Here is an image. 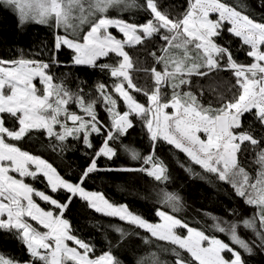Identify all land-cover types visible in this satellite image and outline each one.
I'll use <instances>...</instances> for the list:
<instances>
[{
  "label": "snow or ice",
  "instance_id": "6c2138e0",
  "mask_svg": "<svg viewBox=\"0 0 264 264\" xmlns=\"http://www.w3.org/2000/svg\"><path fill=\"white\" fill-rule=\"evenodd\" d=\"M0 7L21 31L34 24L52 34L35 50L0 56V234L23 253L0 251V264H253L264 254V0L258 18L248 0H0ZM141 52L151 57L143 67ZM61 56L99 78L64 70ZM141 72L150 86L137 83ZM137 126L146 152L124 142ZM165 146L180 169L214 189L210 195L226 197L221 212L188 215ZM46 152L87 159L73 181ZM121 155L134 163H108ZM112 172L154 181L141 198L153 203L157 222L87 188ZM77 208L83 226L73 219Z\"/></svg>",
  "mask_w": 264,
  "mask_h": 264
},
{
  "label": "trees",
  "instance_id": "16d2710c",
  "mask_svg": "<svg viewBox=\"0 0 264 264\" xmlns=\"http://www.w3.org/2000/svg\"><path fill=\"white\" fill-rule=\"evenodd\" d=\"M184 2L185 0H162V3L165 5ZM229 2H234V0H229ZM248 3L250 8L255 10L254 15H256L258 18L262 9L257 7V0H248ZM17 25L18 21L16 15L13 12L0 7V56L11 58L20 49H23L25 53H27L30 49H37L41 45V42L47 41L48 43H51L52 41L51 31L44 26L33 24L27 26L24 31H21ZM138 55L142 62L139 67H143L146 63L151 62V57H147L146 60L144 52H141ZM238 56L241 60L245 58L243 52H239ZM61 59L67 66L64 70L71 68L73 75L78 74L81 79H87L90 82H94L99 78L93 76L91 71L87 68L71 67L69 57L61 56ZM139 77L140 78L137 80V83L140 85L150 86V80L143 72L139 73ZM142 135L143 134L141 133L139 126H137L136 130L132 132L129 137L124 138V142L132 145L141 152H146L148 149V143L146 140L142 139ZM99 142L100 141L97 138L96 143ZM168 147L170 146H165V149L161 152V155L165 157L166 161L170 164L174 175L177 177L176 184L183 188L184 194L190 205L188 215L192 217L195 209L197 208L214 211L216 213L221 212L225 206L223 201L226 199V197L221 195L220 200H217L216 196L210 195L214 192V189L205 184L203 181L191 178L187 173L180 169L175 161L171 159L172 153L167 152ZM43 155L49 160V162L54 163V166H58V170L61 171L62 175H65L66 178L73 181L76 180V177L79 175L80 167L87 159L82 153L79 152L67 153L63 161L53 153L46 152L43 153ZM179 155L180 159H187L183 156V154ZM67 163H71L72 167L67 168ZM108 163L113 167H120L133 164L134 162H132L127 155H121L119 160H114ZM100 164L103 166V158H101ZM194 167L197 171H199L198 166ZM247 167L249 171H252L256 167L252 154H250L248 157ZM99 177V179L89 180L86 182L87 188L89 190L101 191L110 199L130 205L132 210L144 214L150 221H158L159 218L155 217L154 212L152 211L154 207L153 203L141 198V194H146L151 190L154 184V181H152L151 178L142 174H123L116 172L100 173ZM121 177L124 179H121ZM129 177H135V179H129ZM35 186L42 190L44 189L43 183L36 184ZM125 187L129 190H122ZM48 191L50 192V190ZM52 195L55 196L56 194ZM39 203L42 207H48L42 201ZM82 215L83 213H81L79 208H77L73 219L78 220L83 226L84 221L82 219ZM101 219L103 220L107 218ZM90 231H92V229L85 228L82 234L87 235ZM96 235H99V233H95L93 239H95ZM221 238L225 239L227 242V237L221 236ZM0 251L15 254L17 256L23 255L21 246L18 244V242L3 238V234H0ZM123 257L129 262L134 259V255L130 250H126L123 253ZM251 259L253 260V264H264V254H258Z\"/></svg>",
  "mask_w": 264,
  "mask_h": 264
}]
</instances>
